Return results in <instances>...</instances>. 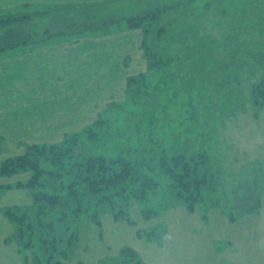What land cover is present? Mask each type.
I'll return each instance as SVG.
<instances>
[{
    "label": "rangeland",
    "instance_id": "1",
    "mask_svg": "<svg viewBox=\"0 0 264 264\" xmlns=\"http://www.w3.org/2000/svg\"><path fill=\"white\" fill-rule=\"evenodd\" d=\"M6 1L13 12L54 4ZM106 1L84 20L94 29L0 50V165L37 146L43 169L67 175L54 186L42 174L35 190L62 199L32 213L47 229L43 241L28 227L22 243L8 217L29 224L17 209L36 208L32 190L16 184L32 171L0 175V264H264V0H178L164 18L179 26L184 19L188 29L177 44L181 58L161 80L164 69H147L142 28L126 19L153 13L159 0ZM175 145L195 157L204 146L217 179L193 211L170 194L162 163L173 167ZM100 155L131 162L135 177L158 180L157 190L144 201L118 193L103 202L84 193L85 183L63 187L83 158ZM236 200L254 209L231 221ZM155 230L166 233L160 246L136 233ZM37 250L41 258L29 257Z\"/></svg>",
    "mask_w": 264,
    "mask_h": 264
},
{
    "label": "trees",
    "instance_id": "2",
    "mask_svg": "<svg viewBox=\"0 0 264 264\" xmlns=\"http://www.w3.org/2000/svg\"><path fill=\"white\" fill-rule=\"evenodd\" d=\"M111 1V0H109ZM159 0L155 2V10L151 13L147 11L145 14L140 16L127 17L128 27H141L143 30V43L141 47L144 51V57L147 60V69L155 70L158 72L159 69H164L160 75V79L165 77L166 71L169 70V65L176 62L181 58V49L177 47L180 42V38L187 31L188 22L184 19L180 22L183 26L177 25L175 21L169 18L165 19L169 10H175L180 4L178 0ZM191 1V0H188ZM85 3L84 5L76 6V4H50L48 6H42V8L33 11H17L13 12L11 9H7L4 12H0V50L13 48L20 44L29 43L31 38L36 40H44L45 38L52 35L68 34L70 32L80 33L81 31L87 30L88 27L91 29L96 28L97 23L84 21L88 16L92 8L102 7L104 3ZM24 6H30V3L23 4ZM111 21V20H110ZM162 21L163 25H158ZM103 24V28L105 25ZM140 78L144 84L146 79L149 77L146 73H139L136 75ZM136 76H130L127 78V83L133 89ZM191 80L188 81L190 83ZM133 84V86H132ZM161 82H158L160 87ZM147 88L148 84L145 85ZM143 86V87H145ZM201 144V143H200ZM199 144V145H200ZM171 163L163 162L164 168L167 171L168 178L170 179L169 189L172 193L180 197L185 203L188 211L194 210V205L201 197H205L207 192L212 189L215 191L216 176L209 167L210 157L205 151L204 146H200L197 151L200 152L199 157H195V153L191 152L186 154L183 150L177 149L176 145L172 146ZM42 149L37 146H30L27 152L18 157L14 158L12 162H16L14 165H10V161L4 160L0 165V175L12 176L20 170H31L32 175L26 183L18 182L16 187H27L32 190L33 200L36 204V208L31 206L29 208L19 207L18 212H23L31 216V220L28 225H24L20 217L9 216L8 219L14 224L16 231V239L22 243L26 239L25 229L31 228L39 230V240L43 241V234L47 231L39 223L37 215L32 216V213L37 210H42L44 207H53L57 204L58 194L48 193L42 190H35L36 186H42L44 183L41 180L43 173L50 174L52 181H49L51 185L61 184L64 179V175L59 170V173H55L56 169L49 170L43 169L40 166L39 157L43 154ZM197 161V162H196ZM77 169L81 170L72 174L71 178L66 182L63 187L68 190H73L75 185L79 183H85L86 189L84 193L93 194V197L98 201L109 202L112 196L118 193H124L125 198H138L140 201H144L148 193L154 192L159 186L158 180L152 177H146L143 174H139L137 177L134 176L135 167L129 161L121 160L119 157L109 158L108 156H89L86 159H82L77 165ZM75 170V169H74ZM67 176V175H66ZM136 180V181H135ZM135 183L138 184L139 188L136 189ZM9 187V186H8ZM1 188V186H0ZM168 189V190H169ZM259 203V201H258ZM233 208L228 213L229 220L234 221V212H251L254 207L253 204L247 202H240L238 200L233 202ZM259 205V204H258ZM7 212V213H6ZM145 212V211H144ZM3 213L8 215V209H3ZM115 217H118L115 215ZM159 228H163L159 225ZM50 230V228L48 229ZM14 231V233H15ZM164 231V228H163ZM166 231V230H165ZM138 236L145 238L147 241L161 244L166 238V233L162 238L157 235L159 231L148 232L147 234H141L140 231L136 232ZM34 236L29 237L24 244L25 247H31V239ZM23 251V247H20ZM124 251L129 253V256L137 258L138 252L134 249L125 248ZM32 253V254H31ZM29 254L31 258L42 257V252L37 250ZM24 254V253H23ZM25 255V254H24ZM139 256V255H138ZM26 257V256H25ZM26 260V259H25ZM138 262L141 259H137Z\"/></svg>",
    "mask_w": 264,
    "mask_h": 264
},
{
    "label": "crops",
    "instance_id": "3",
    "mask_svg": "<svg viewBox=\"0 0 264 264\" xmlns=\"http://www.w3.org/2000/svg\"><path fill=\"white\" fill-rule=\"evenodd\" d=\"M0 1H2V2H0V5H3V6H0V11L10 9L11 6L10 7L4 6L7 3L6 0H0ZM103 1H106V0H72L71 2H66V1H63V0H49L48 2L54 3V4H60V3L73 4V2H74V4H76V3H101ZM28 2L31 3L30 1L26 0V1L22 2L21 4H25V3H28ZM39 2H43V1H39ZM17 3H19V1L15 2V5H18V6L21 5V4H17ZM155 244H157V243H155ZM157 245L160 246L159 244H157Z\"/></svg>",
    "mask_w": 264,
    "mask_h": 264
}]
</instances>
